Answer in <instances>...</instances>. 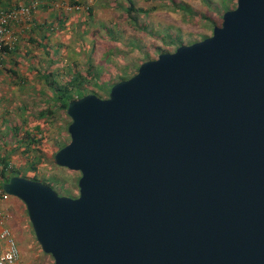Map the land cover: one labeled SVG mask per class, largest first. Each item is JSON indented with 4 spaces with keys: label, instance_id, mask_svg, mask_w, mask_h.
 I'll use <instances>...</instances> for the list:
<instances>
[{
    "label": "water",
    "instance_id": "95a60500",
    "mask_svg": "<svg viewBox=\"0 0 264 264\" xmlns=\"http://www.w3.org/2000/svg\"><path fill=\"white\" fill-rule=\"evenodd\" d=\"M67 115L79 196L2 185L54 264H264V0Z\"/></svg>",
    "mask_w": 264,
    "mask_h": 264
},
{
    "label": "rangeland",
    "instance_id": "374dc122",
    "mask_svg": "<svg viewBox=\"0 0 264 264\" xmlns=\"http://www.w3.org/2000/svg\"><path fill=\"white\" fill-rule=\"evenodd\" d=\"M30 1L13 0V8ZM40 2L23 25V33L32 28L31 21L43 30L21 35L17 56L3 62L18 75L2 66L0 155L9 156L26 176L48 183L58 180V188L64 184L76 197L81 174L52 161L59 147L70 142L71 119L63 110L55 109L51 80L67 85L76 74L81 75L86 80V93L106 99L108 91L123 78L135 76L142 63L211 37L214 28L221 26L223 15L236 9L237 0H132V10L129 0ZM29 36L36 42L31 43ZM51 73L54 75L47 81ZM22 80L29 85L23 86ZM50 109L54 112L39 116ZM17 127L23 128L19 134L14 131ZM24 130L39 140L29 154L18 142ZM38 159L42 162L37 170L29 169ZM11 216V229L22 254L20 264H54L35 238L25 204L15 197H11Z\"/></svg>",
    "mask_w": 264,
    "mask_h": 264
},
{
    "label": "built area",
    "instance_id": "2783aa9c",
    "mask_svg": "<svg viewBox=\"0 0 264 264\" xmlns=\"http://www.w3.org/2000/svg\"><path fill=\"white\" fill-rule=\"evenodd\" d=\"M41 5L40 0H31L26 6L6 9L0 2V70L3 62L8 58L9 52L19 45V37L23 33L26 20ZM16 164L9 162L0 164V171L12 172ZM11 195L0 187V264H20L21 250L17 239L11 229Z\"/></svg>",
    "mask_w": 264,
    "mask_h": 264
},
{
    "label": "trees",
    "instance_id": "16d2710c",
    "mask_svg": "<svg viewBox=\"0 0 264 264\" xmlns=\"http://www.w3.org/2000/svg\"><path fill=\"white\" fill-rule=\"evenodd\" d=\"M1 2V5L3 7H5L6 9H12L14 4H13V0H0ZM130 4H131V9H133V2L132 0H129ZM77 4V3H76ZM89 11L91 12V9L89 8ZM140 12L141 11H145V10H139ZM231 11V10H229ZM34 22L31 21L29 22V24H31V29H26L25 32L23 34H26L30 31L31 32H34L36 29L38 30H43V27L38 25V24H33ZM47 37V36H46ZM29 41L31 43H34L36 42L34 40V38H32L31 36H29ZM42 45V44H40ZM19 52V48L17 47L15 50L9 52V57H11L12 55H16L17 53ZM7 60H5L6 62ZM3 67L6 71H8L10 74H12L13 76H17V73L10 69L8 67V64L6 65V63H3ZM47 76V75H46ZM52 74H49L47 77H46V80L50 81V78H51ZM126 80L125 78L122 79V81ZM128 80V79H127ZM53 82V84H49L51 89L53 90V103L55 105V109H60V110H63L65 112V115L67 116V108H68V105L69 103L72 101V100H75V99H79V98H82L86 95H88L89 93H86V91H84V88H83V82H85V78L82 77L81 75H78L76 74L72 80L67 84V85H61V84H58L56 82V80H51ZM111 91V90H110ZM110 91H108V95L110 93ZM54 110L53 109H50L49 112H41L40 113V117L41 118H44L45 116H47V114H51L53 113ZM23 130V128H19L17 127V129L14 131L19 134L21 131ZM38 131L39 133H42V130L40 127H38ZM24 135L23 136H19V140L18 142L20 144L23 145V147H25L26 149L24 150V153L26 154H29L31 152V147L34 146L35 147V144L36 143H39V140L36 139L34 136H32L31 133L28 132V130H24ZM70 143V142H69ZM69 143H64L62 144L58 151L61 150L62 148H64L66 145H68ZM25 145V146H24ZM57 151V152H58ZM56 152V153H57ZM55 153V154H56ZM55 154L53 156V159L52 161L54 162V157H55ZM10 162V157L9 156H6V155H0V164L1 165H7L8 163ZM42 161H40L39 159L38 160H35L33 162L30 163V166L29 169H31L32 171H36L37 170V167H38V164L41 163ZM29 165V164H28ZM22 169L20 167H16L12 172L10 173H6L5 171H0V187L8 182L10 180L11 177L13 176H22V177H25V178H28V179H31V180H35V181H40V182H43L44 184H47L49 186H51L59 195L61 196H67V197H71V198H77L78 196L76 197H73L71 195V191L70 189L67 188L66 185L64 184H60L61 186H59L58 188V180L54 179L51 181V183H48L47 181L45 180H40L38 179V177H30V176H26L22 173L21 171ZM57 184V185H56Z\"/></svg>",
    "mask_w": 264,
    "mask_h": 264
},
{
    "label": "crops",
    "instance_id": "0c3cea01",
    "mask_svg": "<svg viewBox=\"0 0 264 264\" xmlns=\"http://www.w3.org/2000/svg\"><path fill=\"white\" fill-rule=\"evenodd\" d=\"M21 35H23V33H22ZM22 38H23V37H22ZM17 54H18V53H17ZM17 54H16V56H17ZM13 57H15V55H12L11 57H9L8 60H10V59L13 58ZM24 57H26V56H24ZM24 57H23V58H24ZM15 59H16V58H15ZM21 67H22V66H21ZM14 71H15V70H14ZM24 71H25V69L22 67L21 73H24ZM4 72H5V71H4L3 69H1V71H0V77H1L2 75H5ZM15 72H16V71H15ZM16 73H17V72H16ZM51 74H52V73H51ZM17 75H18V73H17ZM53 75H54V74H52L51 77H53ZM22 85H23V86H26V85H29V84H27L26 80H25V81L22 80ZM28 87H31V86H28ZM5 113H7V112H5ZM18 167H20V166H18Z\"/></svg>",
    "mask_w": 264,
    "mask_h": 264
}]
</instances>
